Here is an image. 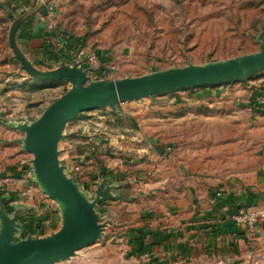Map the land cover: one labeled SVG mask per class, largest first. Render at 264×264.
<instances>
[{
    "label": "crops",
    "instance_id": "1",
    "mask_svg": "<svg viewBox=\"0 0 264 264\" xmlns=\"http://www.w3.org/2000/svg\"><path fill=\"white\" fill-rule=\"evenodd\" d=\"M40 2L0 0V80L15 77L21 58L44 71L77 66L88 79L111 70L128 77L139 56L181 36L203 51L215 46L217 59L264 44V0ZM92 53L96 65L77 63ZM193 88L117 103L114 113L76 119L86 126L63 128L59 164L88 203L100 199L101 230L85 251L52 264H254L264 221L251 235L230 216L264 204V70ZM12 122L0 118V232L6 213L17 235H52L62 210L25 149L18 126L31 123Z\"/></svg>",
    "mask_w": 264,
    "mask_h": 264
},
{
    "label": "water",
    "instance_id": "2",
    "mask_svg": "<svg viewBox=\"0 0 264 264\" xmlns=\"http://www.w3.org/2000/svg\"><path fill=\"white\" fill-rule=\"evenodd\" d=\"M21 59L29 73L41 81L73 80V89L56 100L35 122L18 126L26 133L25 149L34 156L37 181L47 196L59 205L64 225L60 231L46 238L14 242L15 220L2 213L4 229L0 236V264H52L86 248L99 235L101 225L94 216L93 208L100 199L88 203L65 176L58 161L56 142L69 120L99 106L214 84L264 70L263 50L207 67L89 86L87 71L77 66L40 71ZM101 194L105 195V192Z\"/></svg>",
    "mask_w": 264,
    "mask_h": 264
},
{
    "label": "rangeland",
    "instance_id": "3",
    "mask_svg": "<svg viewBox=\"0 0 264 264\" xmlns=\"http://www.w3.org/2000/svg\"><path fill=\"white\" fill-rule=\"evenodd\" d=\"M184 0H179V4L181 7ZM189 3V0H188ZM192 8L194 9V2L190 3ZM152 16V15H150ZM196 16V15H193ZM158 32L157 30H155ZM162 31V30H160ZM167 32V31H164ZM188 34L189 32L186 31ZM179 34L183 35V31H180ZM173 43V42H172ZM204 48L199 47L196 43H192L191 46L187 45V41H184L182 36L177 41V44H170L165 42L163 46V51L160 52L159 55L154 54L153 52L146 51L141 57L139 56V61L141 63L140 67L137 68H129V70H125L128 72V75L124 76L122 74H118V71L111 70L109 73L106 74L104 72L99 73L98 78H89L87 84L94 85L97 83L102 82H117L123 80H131V79H138L146 76H153L158 74H163L172 71H179L185 69H192V68H201L207 67L211 65H216L220 63H224L230 60H234L239 58L236 53L224 55L222 59L218 56L217 49L215 46H210L209 51H203ZM259 52L264 50V44L259 46ZM139 63V62H138ZM19 65V64H18ZM37 70H47L45 67L41 66L40 63H33L31 64ZM65 66V65H64ZM79 68V67H78ZM12 69V68H11ZM15 77H12L9 80H0V118H4L5 120H13L12 123L19 124V123H33L35 122L42 113L50 107L56 100L63 98L73 89V80L71 79H62L58 80V84H55V80H48V81H41L35 77H33L29 71L24 67V65H19L15 67ZM254 73V72H252ZM254 75V74H253ZM61 81V82H59ZM229 81V80H225ZM221 83V82H218ZM194 89V88H190ZM178 93V92H176ZM159 95H172V97L176 96L175 92H168ZM154 97L152 101H155V96H147L141 97L136 99L125 100L118 103H125L131 100H143L144 98ZM171 97V99H172ZM179 98V97H178ZM157 100V99H156ZM161 101H168L167 98ZM117 103L105 106H99L85 112L80 113L79 115L75 116V118L69 120L65 127L72 125L73 122L77 124V129L79 125L86 126L87 123H78L76 119H80L83 117H88L89 113H93L97 111L98 113H106V112H113L116 110ZM165 108L162 111L164 117H168L167 112V104H164ZM180 114H183L182 112ZM109 115V114H108ZM84 120V119H81ZM68 135L69 130H67ZM72 133V132H71ZM51 199V198H50ZM54 201V200H52ZM55 205H58L54 201ZM59 207V205H58ZM4 226V222L2 223ZM16 225V232H20V227ZM3 232H0V236ZM16 234V233H15ZM50 236V235H49ZM45 234H40L39 236L32 237V238H46ZM20 240H15L14 242H19ZM86 248L77 251L70 256L64 257L69 258L77 253L85 251ZM58 259L59 260H62Z\"/></svg>",
    "mask_w": 264,
    "mask_h": 264
},
{
    "label": "built area",
    "instance_id": "4",
    "mask_svg": "<svg viewBox=\"0 0 264 264\" xmlns=\"http://www.w3.org/2000/svg\"><path fill=\"white\" fill-rule=\"evenodd\" d=\"M49 4V0H41L39 3L40 5L47 6ZM52 10V7H50V12ZM49 28H52V23L49 25ZM80 61H77V63L81 64L83 62H87L90 65H96L98 63V57L96 53H92L89 55H81L79 57ZM106 74L107 72L104 71ZM75 170H80V166H76ZM230 218L234 221V223L238 226L244 227L249 234L254 235L259 230V225L262 221H264V204L256 209L251 208H242L239 209L236 213H232ZM42 232H38L32 237L39 236ZM17 234H15L14 237H16ZM27 234L22 232V234H18L15 240L22 241L23 239L27 240ZM29 239V238H28ZM257 251L259 252V255L257 256ZM253 263L254 264H264V241L262 244L258 246L257 249L253 250ZM257 256V257H256Z\"/></svg>",
    "mask_w": 264,
    "mask_h": 264
},
{
    "label": "trees",
    "instance_id": "5",
    "mask_svg": "<svg viewBox=\"0 0 264 264\" xmlns=\"http://www.w3.org/2000/svg\"><path fill=\"white\" fill-rule=\"evenodd\" d=\"M59 82H61V81H59Z\"/></svg>",
    "mask_w": 264,
    "mask_h": 264
}]
</instances>
